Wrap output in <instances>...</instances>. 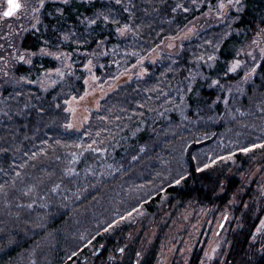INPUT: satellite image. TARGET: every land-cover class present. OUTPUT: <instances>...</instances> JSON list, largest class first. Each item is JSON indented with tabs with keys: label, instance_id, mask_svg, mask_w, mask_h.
I'll use <instances>...</instances> for the list:
<instances>
[{
	"label": "trees",
	"instance_id": "16d2710c",
	"mask_svg": "<svg viewBox=\"0 0 264 264\" xmlns=\"http://www.w3.org/2000/svg\"><path fill=\"white\" fill-rule=\"evenodd\" d=\"M181 4L183 7H177ZM216 5L217 0H121L120 3L116 0H69L47 3L38 28L19 31L11 39L19 52L35 53L30 64L12 59L11 50H3L0 44V184L10 185V188L15 187L13 180L28 183L34 178L37 191L45 196H57L62 187L73 188L68 185L70 181L66 176L68 167L64 160L68 161L67 154L107 156L114 152L123 158L128 149H135L136 158H141L144 166L153 169L159 166L154 175L159 176L163 170L159 180L165 179V182L147 194L144 205L150 212L155 213L162 197L166 196L181 203V207L187 202L208 207L223 206L239 186L236 176L231 175L232 180L227 183L225 173L215 174L199 168L193 154L199 148L211 147L215 151L221 146L212 143L217 139L215 131L222 133L226 126V94L222 87H232L243 76V72L229 74V66L239 47L264 25V0H244L243 10L235 15L237 20L231 24L233 32L228 36L223 37L228 25L212 27L185 43L178 56H163L155 64L148 63L147 75L110 94L103 101L101 111L94 113L82 132L70 133L64 128L69 121L65 102L70 96L84 91V68L91 54L103 48L102 67L97 71L104 78L112 77L147 55L167 37L179 35L191 21ZM104 16L109 19L105 21ZM93 20L95 23H91ZM126 23L134 30L122 35L117 28ZM41 49L72 56V68L53 87L46 89L38 85L42 74L59 69L60 64L54 58L39 54ZM213 55L215 59L210 60ZM259 76L264 77V59ZM257 84L264 88L261 80H257ZM234 101L236 99L230 100L231 103ZM181 103L188 106L186 121L180 119L174 109L169 120H165L166 110ZM151 148L155 150L149 151ZM142 150L147 151L141 153ZM243 153L235 152L231 157L239 162V168L245 169L247 162L264 153V148L246 155ZM208 156L210 154L203 155ZM22 164L23 168L20 167ZM170 166H179L177 169L181 171L185 169L184 174L173 175L166 169ZM18 171L21 173L19 177L16 176ZM144 174H150V171L147 169ZM177 180L180 183H176ZM41 183L47 185L38 187ZM234 215L240 219L238 223L232 222L228 233L232 243L223 264H264V250H258L262 243L254 245L251 242L261 215L255 217L252 204L247 210L236 209ZM26 234L21 236L23 238L8 240L6 246L0 247V264L13 263L30 246L31 237L41 235L33 232L31 235L29 228ZM110 238L104 234L97 242L92 241L96 248L107 243L93 264H105L111 247L117 245ZM68 245L70 247L67 246V253L63 255L74 258L66 264H73L81 254V257H89L86 249L80 251L78 246ZM157 245L143 264H154ZM203 251V248H196L189 264H201ZM81 257L77 264H82ZM124 264L130 263L125 261ZM211 264H221V261L215 260Z\"/></svg>",
	"mask_w": 264,
	"mask_h": 264
},
{
	"label": "rangeland",
	"instance_id": "374dc122",
	"mask_svg": "<svg viewBox=\"0 0 264 264\" xmlns=\"http://www.w3.org/2000/svg\"><path fill=\"white\" fill-rule=\"evenodd\" d=\"M68 1L45 0L44 7L39 12L25 8L14 17L0 20L1 48L5 51L11 50V57L14 60L21 61L19 57L25 56V60L21 62L30 64L27 61H32L35 55L19 52L11 43V39L19 31L37 29L47 3ZM220 2L221 0H217L214 8L191 21L179 35L167 37L147 55L112 77L104 78V75L97 71L98 67H102L100 59L105 55L103 48L91 54L86 64L88 67L84 68L86 72L84 91L80 95L70 96L65 102L69 121L64 128L70 133L82 132L90 124L94 113L101 111L103 101L110 94L147 75L148 63L155 64L163 56H178L185 43L195 40L210 28L228 25L223 37L231 34L233 27L230 26L237 20L235 15L242 12L244 0H241L240 5L229 6L226 9L220 8ZM224 2L227 3V0ZM21 3H30L32 7H38V0H21ZM5 4L6 0H0V12L3 11ZM221 12L225 14L218 15ZM262 48L264 25L259 26L236 52L235 60H241L242 64L235 72L228 73L243 72L240 81L232 87H222L226 94L224 100L227 108L226 126L224 125L222 133L215 131L218 135L216 141L212 143L213 146L218 144L221 146L215 151L210 149L211 147L199 148L193 154L199 168L216 172L215 174L225 173L227 183L231 182V175L236 176L239 186L223 206L208 207L198 205L196 202H187L181 207V203L166 196L162 197L156 212L151 213L144 205L148 200L147 194L165 182V179L159 180L163 170L159 176L154 175V170L159 166L154 169L152 166H144V161L136 158L135 149H128L127 153L125 152L126 157L123 158L117 157L114 152L107 156L71 152L67 154L68 161L65 159L64 163L68 167L66 171L70 181L68 185L73 188L62 187L57 191V196L49 197L37 191L34 187L37 181L33 178L30 182L26 181L28 183L15 182V187L9 188V185L6 192L0 193V247L6 246L8 240L26 236L28 228L31 235L32 232L39 235L47 230L39 237L28 239L30 246L24 249L13 263L8 264H66L68 260L74 258L63 255L67 253L68 244L78 246L80 251L86 249L89 254V257L78 255L73 264H77L80 257L82 264H93L95 257L105 250L107 243L103 242L96 248L92 241L97 242L99 236L104 234H108L110 240L117 244L111 247L105 264H124L125 261L130 264H143L156 244L158 245L154 264H189L196 248L204 250L201 264H211L215 260H220L223 264L232 243L228 238L232 222L238 223L240 219L235 217L234 212L240 208L247 210L251 204L255 210V217L261 215L251 242L254 245L262 243L258 250L263 252L264 224L261 222L264 221V153L257 154L247 162L245 169L239 168V162L234 161L229 155L240 152L238 149L246 144H248L246 147L251 144L259 145L264 139V88L261 89L257 84V80L264 83V77L259 76L264 59ZM39 54L54 58L60 64L62 76L55 70L48 71L42 74L38 82L44 89L53 87L58 79L72 68V56L64 52L65 55H60L62 53L49 50L41 51ZM1 60L3 62L2 58ZM246 74H250V78L245 79ZM232 98L236 99L234 103L230 102ZM173 109L177 111L180 119L186 121L188 106L185 103L166 110L165 120H169ZM148 150L154 151L155 148ZM253 150L257 152L261 148ZM146 151L142 150L141 153ZM205 153L210 156L203 157ZM80 166L82 168L78 169ZM177 167L179 166H170L166 169L173 175H183L185 169L181 171ZM147 169L151 176L144 174ZM45 185L47 184L41 183L38 187ZM29 190L33 192L28 194ZM221 193L224 194L223 191Z\"/></svg>",
	"mask_w": 264,
	"mask_h": 264
},
{
	"label": "snow or ice",
	"instance_id": "6c2138e0",
	"mask_svg": "<svg viewBox=\"0 0 264 264\" xmlns=\"http://www.w3.org/2000/svg\"><path fill=\"white\" fill-rule=\"evenodd\" d=\"M117 3H120L121 0H116ZM44 3H45V0H38V7H32V5L30 3H21V0H6V4L4 5V8H3V11L0 12V20H3L5 18H10V17H14L17 15L18 12H20L22 9H25V8H31L32 11L34 12H39V10L41 8L44 7ZM241 3V0H227V3L224 2V0H221L220 2V8L221 9H226L227 7L229 6H232V7H235L237 5H240ZM177 7H183V5H177ZM173 11H175V9H173ZM185 11H187V9H185ZM225 13L221 12V13H218V15H224ZM101 15H103V13H101ZM104 19L105 21H107L109 19L108 16H104ZM91 23H95V20L91 21ZM32 27H35V25H32ZM129 30H134L132 29V25L131 24H124L123 27H118L117 28V31L120 33V34H124L126 31H129ZM257 35H260V33H257ZM68 37L66 36L65 39H67ZM253 43H257V41H253ZM41 51H46V49H41ZM261 52L264 53V48L261 49ZM51 55H55L54 53H50ZM33 55H35V53H33ZM60 55H65V54H60ZM19 59L21 61L25 60V56L21 55L19 57ZM200 59H203V57H201ZM210 60H214L215 59V56H211L209 57ZM253 59H255V57H253ZM27 63H31V60H28ZM91 64V61H89V65ZM242 64V61L237 59L233 62L231 68L229 69V71H233L235 72ZM85 67H88V65H85ZM56 72H58L61 76L63 75L62 72H60L59 69H56L55 70ZM252 71L254 72L255 69H252ZM250 78V74H246L245 76V79H248ZM23 79V77H22ZM213 83H218V81H213ZM75 99V97H74ZM257 147H260V148H264V142H261L259 145L257 144H251L250 146L248 147H243V148H240L238 149V151L240 152H244V153H248L250 151H252L253 149L257 148ZM97 151H100V149H97ZM230 156L234 155V154H229ZM33 156L35 157V154H33ZM26 163V162H25ZM21 168L24 167V165H20ZM205 167H208V165H205ZM71 171V170H69ZM21 175V173L18 171L16 172V176L19 177ZM181 179H183V177H181ZM176 183H180V180H177L175 181ZM13 185L15 184V180H13ZM58 187V186H57ZM7 188V185L6 184H0V192H4L5 189ZM29 207H31V205H29ZM262 224H264V221L261 222ZM120 251L122 252L123 249H120Z\"/></svg>",
	"mask_w": 264,
	"mask_h": 264
}]
</instances>
